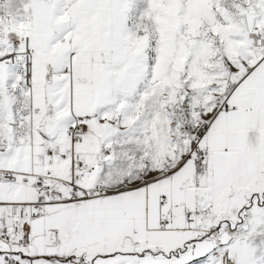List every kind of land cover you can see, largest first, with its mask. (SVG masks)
Masks as SVG:
<instances>
[{
    "label": "snow or ice",
    "instance_id": "obj_1",
    "mask_svg": "<svg viewBox=\"0 0 264 264\" xmlns=\"http://www.w3.org/2000/svg\"><path fill=\"white\" fill-rule=\"evenodd\" d=\"M0 264H264V0H0Z\"/></svg>",
    "mask_w": 264,
    "mask_h": 264
}]
</instances>
